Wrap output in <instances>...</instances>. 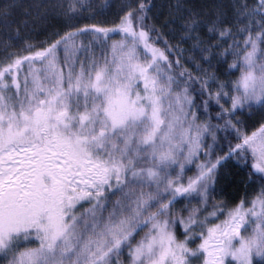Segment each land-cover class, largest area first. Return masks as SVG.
<instances>
[{"label":"snow or ice","instance_id":"snow-or-ice-1","mask_svg":"<svg viewBox=\"0 0 264 264\" xmlns=\"http://www.w3.org/2000/svg\"><path fill=\"white\" fill-rule=\"evenodd\" d=\"M0 264H264V0H0Z\"/></svg>","mask_w":264,"mask_h":264},{"label":"trees","instance_id":"trees-1","mask_svg":"<svg viewBox=\"0 0 264 264\" xmlns=\"http://www.w3.org/2000/svg\"><path fill=\"white\" fill-rule=\"evenodd\" d=\"M228 171H230V169ZM225 182L226 183L230 182L228 177H225ZM228 193L230 196L235 194L231 189H228Z\"/></svg>","mask_w":264,"mask_h":264}]
</instances>
